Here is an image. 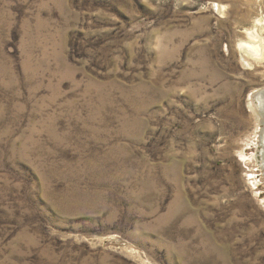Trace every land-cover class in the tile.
I'll list each match as a JSON object with an SVG mask.
<instances>
[{"label":"rangeland","instance_id":"1","mask_svg":"<svg viewBox=\"0 0 264 264\" xmlns=\"http://www.w3.org/2000/svg\"><path fill=\"white\" fill-rule=\"evenodd\" d=\"M260 18L0 0V264H264Z\"/></svg>","mask_w":264,"mask_h":264},{"label":"bare ground","instance_id":"2","mask_svg":"<svg viewBox=\"0 0 264 264\" xmlns=\"http://www.w3.org/2000/svg\"><path fill=\"white\" fill-rule=\"evenodd\" d=\"M257 26H259L263 30L264 29V19H261V18L257 19ZM257 30L255 29L250 30L248 33L251 36V41L241 43L240 47H242L241 50L245 52V55L247 57H251L252 59L260 61V60H264V39L260 37ZM248 65H249V62H248ZM257 97H258V100L260 101L259 102L260 106L261 107L264 106L263 105L264 104V91L259 90V92L257 93ZM263 153H264V150H263Z\"/></svg>","mask_w":264,"mask_h":264}]
</instances>
